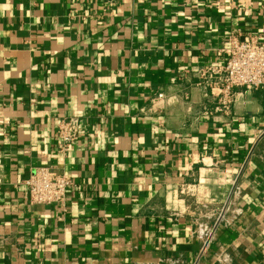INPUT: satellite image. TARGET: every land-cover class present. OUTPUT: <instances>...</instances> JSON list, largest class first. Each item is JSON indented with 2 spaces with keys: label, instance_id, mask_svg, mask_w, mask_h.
Instances as JSON below:
<instances>
[{
  "label": "crops",
  "instance_id": "0c3cea01",
  "mask_svg": "<svg viewBox=\"0 0 264 264\" xmlns=\"http://www.w3.org/2000/svg\"><path fill=\"white\" fill-rule=\"evenodd\" d=\"M231 35L264 44V0H0V264H264V89L225 115L198 74Z\"/></svg>",
  "mask_w": 264,
  "mask_h": 264
},
{
  "label": "built area",
  "instance_id": "2783aa9c",
  "mask_svg": "<svg viewBox=\"0 0 264 264\" xmlns=\"http://www.w3.org/2000/svg\"><path fill=\"white\" fill-rule=\"evenodd\" d=\"M226 51L227 59L223 66L205 67L198 74L216 100V111L228 115L234 101V88L264 89V44L252 35L243 38L231 35ZM163 97V93L156 95L157 99ZM56 136L58 151L66 152L80 137L79 119L73 117L59 121ZM24 184L32 204H54L64 208L67 189L72 181L66 175L53 173L48 167H37ZM202 232L207 237L212 235L208 227H204Z\"/></svg>",
  "mask_w": 264,
  "mask_h": 264
}]
</instances>
